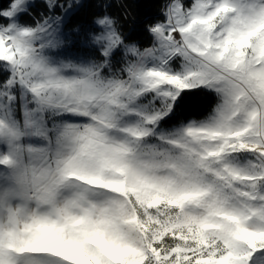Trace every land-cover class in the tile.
Here are the masks:
<instances>
[{"label": "snow or ice", "instance_id": "snow-or-ice-1", "mask_svg": "<svg viewBox=\"0 0 264 264\" xmlns=\"http://www.w3.org/2000/svg\"><path fill=\"white\" fill-rule=\"evenodd\" d=\"M0 264H264V0H0Z\"/></svg>", "mask_w": 264, "mask_h": 264}, {"label": "trees", "instance_id": "trees-1", "mask_svg": "<svg viewBox=\"0 0 264 264\" xmlns=\"http://www.w3.org/2000/svg\"><path fill=\"white\" fill-rule=\"evenodd\" d=\"M207 106V101L202 97H191L188 98L183 107V112L185 114H191L195 112H200Z\"/></svg>", "mask_w": 264, "mask_h": 264}]
</instances>
